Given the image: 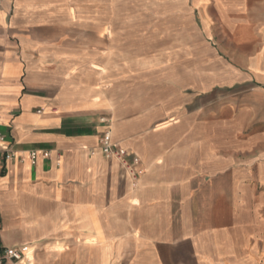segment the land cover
<instances>
[{
	"label": "crops",
	"instance_id": "crops-1",
	"mask_svg": "<svg viewBox=\"0 0 264 264\" xmlns=\"http://www.w3.org/2000/svg\"><path fill=\"white\" fill-rule=\"evenodd\" d=\"M97 5L0 0V132L16 152L1 244L29 264H264V0H174L201 73L140 99L70 39L111 36ZM108 130L140 157L136 185L101 152Z\"/></svg>",
	"mask_w": 264,
	"mask_h": 264
},
{
	"label": "rangeland",
	"instance_id": "rangeland-1",
	"mask_svg": "<svg viewBox=\"0 0 264 264\" xmlns=\"http://www.w3.org/2000/svg\"><path fill=\"white\" fill-rule=\"evenodd\" d=\"M96 2L102 28L113 30L111 36L108 33L100 42L89 36L70 38L87 48L102 50L103 68L99 72L94 71L95 78L102 79L103 83L114 80L119 96L128 91L134 94L135 99L156 89L160 78L175 77L184 91H189L188 82L201 71L188 62L192 56L186 51L189 48L185 42L188 37L184 34L188 26H181L183 30L178 33L174 31L180 23L174 20V0ZM77 23L71 22L70 28H78ZM92 23L90 28H94Z\"/></svg>",
	"mask_w": 264,
	"mask_h": 264
},
{
	"label": "built area",
	"instance_id": "built-area-1",
	"mask_svg": "<svg viewBox=\"0 0 264 264\" xmlns=\"http://www.w3.org/2000/svg\"><path fill=\"white\" fill-rule=\"evenodd\" d=\"M100 149L104 155L117 159L131 178L133 185L137 184L141 174L138 169L141 160L137 154L128 151L119 142L114 141L109 130L104 132L100 138ZM37 154L36 151L30 153L33 163L36 162ZM45 156L49 157L50 153L46 152ZM15 157L16 152L12 145L6 142V134L0 132V166H4ZM29 250L21 247H6L0 242V264H22L24 261L29 264L31 261L30 256H28Z\"/></svg>",
	"mask_w": 264,
	"mask_h": 264
},
{
	"label": "bare ground",
	"instance_id": "bare-ground-1",
	"mask_svg": "<svg viewBox=\"0 0 264 264\" xmlns=\"http://www.w3.org/2000/svg\"><path fill=\"white\" fill-rule=\"evenodd\" d=\"M28 256H30V257H31V250H29V252H28Z\"/></svg>",
	"mask_w": 264,
	"mask_h": 264
}]
</instances>
